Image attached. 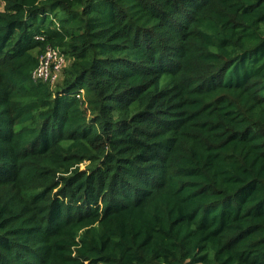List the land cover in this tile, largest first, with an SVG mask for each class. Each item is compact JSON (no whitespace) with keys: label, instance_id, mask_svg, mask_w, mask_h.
<instances>
[{"label":"trees","instance_id":"1","mask_svg":"<svg viewBox=\"0 0 264 264\" xmlns=\"http://www.w3.org/2000/svg\"><path fill=\"white\" fill-rule=\"evenodd\" d=\"M0 264H264V0H0Z\"/></svg>","mask_w":264,"mask_h":264},{"label":"built area","instance_id":"2","mask_svg":"<svg viewBox=\"0 0 264 264\" xmlns=\"http://www.w3.org/2000/svg\"><path fill=\"white\" fill-rule=\"evenodd\" d=\"M66 64L67 59L62 50L48 47L40 56L39 65L33 71L32 79L34 82H46L54 86L61 79Z\"/></svg>","mask_w":264,"mask_h":264},{"label":"rangeland","instance_id":"3","mask_svg":"<svg viewBox=\"0 0 264 264\" xmlns=\"http://www.w3.org/2000/svg\"><path fill=\"white\" fill-rule=\"evenodd\" d=\"M70 62V61H69Z\"/></svg>","mask_w":264,"mask_h":264}]
</instances>
